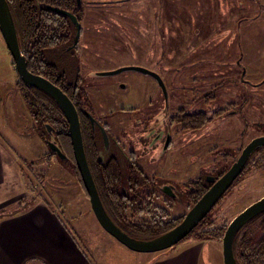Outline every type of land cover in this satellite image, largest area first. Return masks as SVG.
I'll return each mask as SVG.
<instances>
[{"label": "rangeland", "instance_id": "rangeland-1", "mask_svg": "<svg viewBox=\"0 0 264 264\" xmlns=\"http://www.w3.org/2000/svg\"><path fill=\"white\" fill-rule=\"evenodd\" d=\"M178 1L182 10L169 12L161 5L163 10L151 9V16L147 8L129 2L93 6L88 13L84 9L81 38H90L92 44L84 54L90 64L83 73L92 82L114 77L102 74L122 67H143L157 74L166 98L152 77L135 71L114 74L115 78L131 77L136 84L132 95L142 96L146 103L151 100L153 120L167 115L175 119L180 110L208 117L217 113L198 129L173 135L179 139H174V145H179L165 154L164 160L171 166L168 173L177 174L166 180L192 184L199 176L216 177L237 159V149L246 140L264 134V82H255L264 73V6L252 5L250 16L258 14L262 19L254 25L238 5L239 0H208L204 8L190 0ZM62 56L54 54L47 60L57 71L74 72L69 52ZM10 60L0 34V146L6 153L7 180L0 210H15L29 200L50 206L93 264H223L218 238L195 241L188 237L167 250L142 254L128 250L107 234L91 211L71 161L55 153L40 159L49 152L38 135L43 129L23 107L18 76L12 62L10 69ZM120 95L125 98L128 93ZM238 108L237 116L227 112ZM105 115L108 118L110 112ZM177 128L180 126L174 122L172 132ZM250 161L246 173L209 212L211 224L228 225L243 209L264 197V151ZM12 200L18 203L4 205Z\"/></svg>", "mask_w": 264, "mask_h": 264}, {"label": "flooded vegetation", "instance_id": "flooded-vegetation-1", "mask_svg": "<svg viewBox=\"0 0 264 264\" xmlns=\"http://www.w3.org/2000/svg\"><path fill=\"white\" fill-rule=\"evenodd\" d=\"M70 5V8L63 6L50 9L49 7L51 14L48 13V15L51 18L55 14L61 15L53 10L59 9L70 13L77 21V24H73L69 17L62 15L69 21L64 29L66 31L62 33L63 38L68 39L55 46L57 50L67 49L71 55L69 62H73L74 72L72 69L69 70V74H66V71H57L56 67L47 60L46 63L39 64L41 74L38 76L58 87L74 105L79 122L84 126L81 135L89 170L105 212L110 211V219L115 220L120 227L127 226L133 230L148 232H151V225L167 224L170 221L175 222L172 226L174 227L196 203L192 201L195 200L194 197L206 184L207 190L212 184L206 182V178L210 177L207 175L199 176V179L192 184H187V181L177 182V179L166 180L177 175L168 173L171 166L164 160L167 151L176 144L179 145V143L174 145V139L177 138L173 135L180 136L181 131H194L186 125L187 116L197 115L200 112L187 115L180 110L175 119L167 115L160 121L153 120L151 115L155 112V108L151 107V100L149 99L146 103L142 96L132 95L136 84L131 77L115 78L117 75H113L114 77H105L102 81L87 80L88 75L83 72L87 70L90 59L84 54L88 44L92 43L90 38H81L84 34V29L81 27L82 15L85 14L84 9L88 13L93 6L105 5L93 4L90 0H71ZM81 51L83 53L80 54ZM244 70L246 73L245 68ZM18 80H20L19 77ZM123 91L128 93L125 98L120 95ZM124 101L127 103L126 106L121 103ZM107 110L110 112L108 118L105 115ZM240 110L241 108H238L237 111L227 112L233 117L237 116ZM245 116H247L246 108ZM174 122L180 128L172 132ZM252 139L246 140L237 149L238 157ZM52 141L56 143L55 140L52 139ZM46 147L49 149L47 145ZM236 160H233L232 164ZM167 165L169 168L165 170ZM230 167L220 171H224V174ZM219 177L213 178L216 180ZM117 201L122 209L120 207L116 209ZM121 211L124 213L121 214Z\"/></svg>", "mask_w": 264, "mask_h": 264}, {"label": "trees", "instance_id": "trees-1", "mask_svg": "<svg viewBox=\"0 0 264 264\" xmlns=\"http://www.w3.org/2000/svg\"><path fill=\"white\" fill-rule=\"evenodd\" d=\"M5 1L14 23L20 51L27 63V69L33 74H41L40 63H46L47 58L54 54L58 55L59 58H62V54L67 51V49H64L63 51L57 50L58 48H55V46L64 43L68 39L63 38L64 36L62 33L66 31L64 29L69 21L62 15L56 16L55 14L51 18V16L48 15V13H50L49 7L50 9L52 7L60 8L63 6L65 8H70L71 0ZM17 90L20 93L30 117L38 122L43 129L42 132L38 134L42 142L47 145V141L51 140V138L56 141V145L65 156V160L71 161L73 173L79 180V175L71 152L68 125L60 108L47 94L37 88L26 86L20 80H18ZM215 115H217V113L212 114L211 117H208L204 113L189 115L187 116L188 121L186 125L190 129H198L201 125L210 122ZM80 124V130L83 132L84 126L82 123ZM46 125L50 126L52 134L48 133ZM262 151H264V148L257 149L251 155L250 160L253 156ZM51 155H54V153L49 149V152L40 157V159H46ZM250 160L238 178L246 173L251 162ZM29 164L33 165L34 161H30ZM223 172L224 171H220L217 176H221ZM79 182L84 190L80 180ZM206 186L207 184L203 187V190L194 197L195 200H192L193 202L197 201L204 194L205 190H207ZM99 198L101 200L100 196ZM33 202L34 200H29V202L23 204L21 202L15 211L8 214L13 215L30 206ZM218 202H220V200ZM116 205V209L117 207L118 209L119 207L122 209L119 201L116 202ZM108 211H106V213L110 218V211ZM122 213H124V211H121V214ZM209 217L210 214H208L183 240H186L188 237H192L195 241H209L217 238L222 239L227 225L224 224L218 227L215 224H211L212 221ZM111 220L121 231L129 237L137 240H150L162 235L173 228L172 226L175 223L174 221H170L167 224L151 225V232H148L147 230H133L127 226L120 227L115 220ZM233 253L237 264H264V212L254 217L237 232L233 240Z\"/></svg>", "mask_w": 264, "mask_h": 264}, {"label": "water", "instance_id": "water-1", "mask_svg": "<svg viewBox=\"0 0 264 264\" xmlns=\"http://www.w3.org/2000/svg\"><path fill=\"white\" fill-rule=\"evenodd\" d=\"M53 10L58 14L69 17L73 24H77L75 17L70 13L59 9ZM78 31L77 27V32ZM0 34L20 81L28 87L37 88L47 94L62 111L68 125V136L75 167L85 193L88 196L90 208L96 221L107 234L132 252L142 254L158 253L171 248L185 239L198 224L203 221L224 193L242 173L251 155L257 149L264 148V135L253 138L243 148L237 160L223 175L216 180L213 177L206 178V182L212 183L211 186L188 210L176 226L166 233L150 240L133 239L112 222L102 206L85 157L78 113L74 105L58 87L43 77L34 75L28 71L27 63L20 51L14 23L5 0H0ZM123 71H135L152 77L157 82L166 98L165 86L161 78L154 72L143 67H122L114 71L105 72L102 76H110ZM46 129L51 133L49 125H46ZM47 146L53 153L65 158L56 143L52 141V138L47 141ZM262 212H264V197L247 206L230 221L221 239L223 264H237L233 253L234 237L242 227Z\"/></svg>", "mask_w": 264, "mask_h": 264}, {"label": "crops", "instance_id": "crops-1", "mask_svg": "<svg viewBox=\"0 0 264 264\" xmlns=\"http://www.w3.org/2000/svg\"><path fill=\"white\" fill-rule=\"evenodd\" d=\"M90 1L93 4H110V6L116 3L129 2L133 5H138L140 8H147L150 11V16L151 9L153 11L163 10L161 9V5H166V10L169 12L183 9L182 4L178 0ZM190 1L192 5L200 3L202 8H204L203 3L207 4L208 0ZM151 5H153L152 8ZM238 5L244 12L249 14L251 24L256 25V23L262 20L258 17V14L250 16V9L252 5L264 6V0H239ZM244 17L246 22V16L244 15ZM11 62L12 59L9 63L10 69ZM260 76L261 80L255 82H264V73ZM249 81L254 82L251 78ZM16 91L13 92L18 95ZM2 149L0 146V196H3L7 181L6 153ZM20 200L22 199H17L18 202H21ZM17 201H6L4 205H10L13 202L17 204ZM15 210H4L5 212L0 210V264H93L85 251L75 242V239L66 228L64 220L61 219L55 209L39 200H35L30 206L21 211L13 215L8 214Z\"/></svg>", "mask_w": 264, "mask_h": 264}]
</instances>
